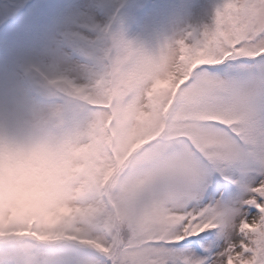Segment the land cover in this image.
Returning a JSON list of instances; mask_svg holds the SVG:
<instances>
[{
    "label": "snow or ice",
    "instance_id": "snow-or-ice-1",
    "mask_svg": "<svg viewBox=\"0 0 264 264\" xmlns=\"http://www.w3.org/2000/svg\"><path fill=\"white\" fill-rule=\"evenodd\" d=\"M183 45L150 89L98 75L74 147L6 173L0 264H264V0H218Z\"/></svg>",
    "mask_w": 264,
    "mask_h": 264
},
{
    "label": "rangeland",
    "instance_id": "rangeland-1",
    "mask_svg": "<svg viewBox=\"0 0 264 264\" xmlns=\"http://www.w3.org/2000/svg\"><path fill=\"white\" fill-rule=\"evenodd\" d=\"M0 0V112L20 117L37 104L60 100L69 124L82 123L86 114L72 99L59 97L43 74L65 66L72 59L84 60L57 40H79L86 23L121 32L134 44L156 49L177 33L200 38L211 26L218 0ZM34 2L28 4V2ZM10 16L13 19L8 20ZM39 69V71H37Z\"/></svg>",
    "mask_w": 264,
    "mask_h": 264
},
{
    "label": "clouds",
    "instance_id": "clouds-1",
    "mask_svg": "<svg viewBox=\"0 0 264 264\" xmlns=\"http://www.w3.org/2000/svg\"><path fill=\"white\" fill-rule=\"evenodd\" d=\"M231 15L241 16L242 10L233 5ZM86 23L93 25V28L90 31L81 29L82 39L57 37L59 42L79 51L85 59H72L69 53L65 66L46 75L42 73L51 91L59 97L74 100L86 115L88 106L84 97L101 91L96 79L98 75L105 74L110 81L141 79V86L150 89L157 80L162 83L174 73L184 47L183 41L191 35L177 33L158 48L148 49L134 44L119 31L95 25L90 17L86 18ZM63 112L64 105L60 100L37 104L20 117L7 110L0 112V185L5 183L9 170L19 175L26 164L35 166L38 159L62 158L74 147L82 123L69 124ZM68 187L70 198L66 203L73 208L80 206L82 197L77 193L79 181L69 182ZM41 210L44 213L56 211L55 208ZM217 210L220 213L215 222L217 235L230 239L239 226V208L236 205H223L217 206ZM255 219L252 223H255Z\"/></svg>",
    "mask_w": 264,
    "mask_h": 264
}]
</instances>
